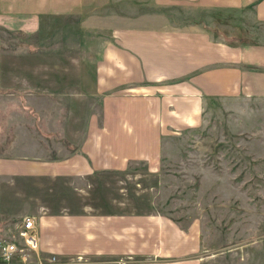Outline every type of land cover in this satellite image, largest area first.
Returning <instances> with one entry per match:
<instances>
[{
  "label": "rangeland",
  "instance_id": "1",
  "mask_svg": "<svg viewBox=\"0 0 264 264\" xmlns=\"http://www.w3.org/2000/svg\"><path fill=\"white\" fill-rule=\"evenodd\" d=\"M167 3L166 14L171 25L194 24V11L189 7L178 5L174 0ZM142 10L143 6L136 7L135 13L141 14ZM200 14H197L198 20L214 39L252 41L259 27L264 28V23L248 26L224 22L220 9L210 15ZM76 21L77 17L72 15L44 19L34 30L26 32L8 26L5 18L0 23V61L6 66V70L0 71V122L13 112L24 113L27 118L6 119L12 127L0 125V156L9 158L5 161L7 176H0V239L11 236L15 221L32 215L26 213L31 208V196L45 195L48 189L56 194L65 190L62 177L48 180L33 177L32 173L38 160L62 159L70 151H78H75L77 145L66 138L62 125L65 120L60 116L74 112L77 120H71L77 123H72L71 127H75L73 131L78 134L85 120L80 116L95 114L104 139H110L104 123L111 126V122L116 121L110 119L115 104H103L102 95L87 93L82 83H78L83 69L72 70V66L83 62L88 66L87 72L93 74L94 64L100 58L98 53L108 41L107 33L95 30L82 33ZM46 64L54 65L55 70H39L46 68ZM45 80L49 81L48 86ZM37 83L40 85H33ZM91 88L90 85L88 90ZM124 90L129 94L137 93L136 87ZM137 100L141 101L138 97ZM242 106L250 107L243 115L216 108V103L207 108L204 104L196 124L193 119L184 120L182 127L168 123L166 134L160 135L157 144L150 145L157 150L122 152L134 158L145 155L158 160L156 163L148 166L144 161L132 160L124 170L90 178V198L93 199L94 194L103 197L117 192L113 195L118 194L121 212L135 213L136 229L132 234L136 251L124 256L126 261L160 263L168 234H177L182 236L183 258L193 257L198 264H264V103L263 106ZM168 107L172 106L168 104ZM37 111L55 112L57 119L52 126L45 123L42 126L39 119H34L33 126L30 113ZM127 113L125 111L124 116ZM130 114L136 115L132 109ZM17 122L19 126L14 125ZM26 129L30 136H26L25 131L19 133ZM14 130L18 134H14ZM135 137L144 139L140 135ZM4 146L9 149L3 150ZM98 153L99 157H109L101 151ZM79 155L89 158L86 152L80 151ZM52 193L53 198L59 196ZM17 213L21 216L6 215ZM143 215L150 218L149 224L138 222ZM168 224H174L177 230L170 231ZM139 245L145 246V254L139 253L142 252ZM105 257L61 254L40 248L32 262L99 264Z\"/></svg>",
  "mask_w": 264,
  "mask_h": 264
},
{
  "label": "crops",
  "instance_id": "2",
  "mask_svg": "<svg viewBox=\"0 0 264 264\" xmlns=\"http://www.w3.org/2000/svg\"><path fill=\"white\" fill-rule=\"evenodd\" d=\"M174 3L194 11V24L171 25L166 14L167 0H0V17H3L0 23L5 18L8 26L23 32L34 30L44 19H63L72 15L77 17L82 33L90 30L107 33L108 41L98 53L100 58L94 64L93 74L87 72L88 66L83 62L72 66V70L83 69L78 83H82L87 93L102 95L103 104H115L110 119L116 121H112L111 126L104 123L109 129L110 139L107 140L95 114L80 116L85 120L81 122L78 134L73 131L75 127H71L72 123H77L72 122L77 120L76 114L67 112L60 116L65 120L62 125L66 138L77 145L75 151H78H70L62 159L47 158L34 164L33 177L48 180L62 177L65 183L61 194L48 189L45 195L40 192V197L31 196V208L26 211L37 218L43 250L93 254L101 259L106 256L98 261L99 264H131L124 256L136 251L135 213L121 212L118 194L113 195L117 192L103 197L94 194V198H90V178L124 170L132 160L144 161L148 166L158 161L141 154L134 158L122 152L157 150L150 145L157 144L160 135L166 134L168 123L182 127L184 120L193 119L196 124L204 104L207 108L216 103V108L241 115L250 109L242 106L244 104L263 106L264 28L259 27L252 41L214 39L197 14L210 15L220 9L224 22L253 26L264 23V0H174ZM140 6L144 10L136 14V7ZM4 66L0 61V71L6 70ZM45 67L39 70H55L52 64ZM1 77L2 74L0 82ZM45 81L48 86L49 81ZM87 83L92 86L90 91ZM128 87H136L137 93L129 94L124 90ZM131 109L136 115L131 116ZM125 111L128 112L126 116ZM30 114L33 126L34 119H39L42 126L44 123L52 126L57 119L52 111ZM24 115L13 112L5 120L27 119ZM5 120L0 122L2 127L13 126ZM19 123L21 129L23 123ZM147 127L151 129L147 130ZM24 131L26 136L31 135L28 129L19 133ZM13 132L18 134V131ZM136 135L144 136L143 141ZM2 149L9 148L4 146ZM80 151L86 152L89 158L79 157ZM100 151L109 157H99ZM8 159L0 156V176H7L5 161ZM51 193L59 196L53 198ZM6 215L15 218L21 213ZM142 218L138 220L140 224H149L148 216ZM168 229L177 230L174 224H168ZM169 236L163 243L165 255L160 263L148 261L142 264H198L193 257L183 258L181 235H171L168 245ZM139 247L142 251L139 253L145 254V246Z\"/></svg>",
  "mask_w": 264,
  "mask_h": 264
},
{
  "label": "built area",
  "instance_id": "3",
  "mask_svg": "<svg viewBox=\"0 0 264 264\" xmlns=\"http://www.w3.org/2000/svg\"><path fill=\"white\" fill-rule=\"evenodd\" d=\"M13 228L11 236L0 239V264H42L40 260L32 262L40 250L36 216H22Z\"/></svg>",
  "mask_w": 264,
  "mask_h": 264
}]
</instances>
